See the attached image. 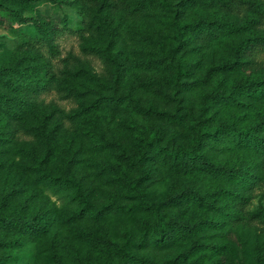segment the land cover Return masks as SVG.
<instances>
[{
	"label": "trees",
	"instance_id": "1",
	"mask_svg": "<svg viewBox=\"0 0 264 264\" xmlns=\"http://www.w3.org/2000/svg\"><path fill=\"white\" fill-rule=\"evenodd\" d=\"M40 1L0 0V25L28 22L21 11ZM82 15L79 55L53 62L66 23L34 21L37 36L0 63V185L14 172L66 200L33 211L29 200L0 196V264L24 246L34 247L31 264H81V244L103 264H162L144 252L149 244L210 230L214 242L196 240L173 260L218 264V235L264 223L263 211H246L264 188V0H84ZM92 59L102 62L98 75ZM93 89L106 94L93 100ZM49 95L73 107L45 102ZM102 109L149 123L135 126L130 143L96 136L83 121ZM167 134L179 143L163 144ZM90 168L100 171L89 180ZM153 169L171 186L147 207L139 196ZM113 212L142 214L138 243L128 231L111 238L103 221ZM261 259L257 244L253 264Z\"/></svg>",
	"mask_w": 264,
	"mask_h": 264
},
{
	"label": "rangeland",
	"instance_id": "2",
	"mask_svg": "<svg viewBox=\"0 0 264 264\" xmlns=\"http://www.w3.org/2000/svg\"><path fill=\"white\" fill-rule=\"evenodd\" d=\"M21 12L23 18L29 19L28 22L17 25L13 24L12 26L6 23L0 25V63L8 61L13 54L20 49L24 41L32 40L37 36L34 21L41 23L49 20L54 22L59 28L63 27L64 22L66 23L67 32L65 31L55 41L59 52L58 55L53 58V62H57L60 58L63 60L66 55L71 52L79 55L80 35L86 33V30L83 28L82 15L84 12V0H58L56 5L42 0ZM62 20L64 21L62 22ZM90 61L92 63V72L98 75L102 68V62L95 59ZM105 94V91L93 89L88 93V96L90 95L91 99L95 100ZM44 99L45 102H53L56 106H59L62 110L67 112L73 107L72 104L56 99L54 95L46 96ZM132 116L134 115L122 109H102L99 111L98 115L87 118L83 123L87 128L93 125L92 127L96 132V136L103 134L113 136L118 134L119 138H123V140H127V143H130L129 136L137 134L135 128H139L141 124L149 123L147 120L141 118L135 120ZM91 122L93 123L91 124ZM168 138L171 139L170 147H174L179 143L176 137L167 134L163 144L167 143ZM85 140L89 142V145H93L98 138H94L90 135V137ZM152 163L151 160L148 162V168H151L150 165ZM99 171L100 170L97 168L87 169L86 173L89 174V180L93 177L96 178L99 175ZM18 178L16 173L10 172L8 180L0 185L1 197L14 194L16 200H29L31 203V210L33 211H37L44 204L48 206L54 205L58 208H64L66 206V200L61 194L57 195L50 190H42V192L34 190L30 185L20 183ZM106 184L105 182L104 185L106 186ZM104 185H102L104 194H99L98 201L100 203H106L107 199L106 195L108 193V188ZM170 186L171 183L169 179L160 175L159 172L153 169L151 179L147 180L143 185L145 198L138 196L140 199L143 198L144 202L142 203L147 205V207H151L152 203L150 201L159 200L164 197ZM112 192L115 193V191ZM118 199L121 203H128L125 198L119 197ZM246 211L248 213L264 212L263 187H255L254 194L246 203ZM144 213L147 214L146 211H144ZM141 217L142 214L131 215L128 213L113 212L104 218L103 225L108 230L113 240L122 242V233L128 231L130 233L131 242L138 243L143 234ZM155 228L160 232V228L157 227V225L154 229ZM213 232L214 230H210L207 234L199 232L196 236L190 237L186 242H172L166 248L157 247L152 243V245L149 244L148 247L145 248L144 252L151 258L160 261L162 264H182L173 259L177 258L182 253L183 248L185 246L189 247L196 240L201 241L203 238H208L211 242H214ZM218 236L221 238L219 245L224 246V249L220 250V253L214 257L215 260L219 261L218 264H253L257 244L260 245L262 258L259 264H264V223L257 222L251 227L243 226L233 229L229 236L225 232ZM77 247H79V263L103 264L101 258L94 250L89 249L83 244ZM33 250V246L22 247L18 252V258L12 264H31V257L28 256V254H31ZM65 256L68 262L74 263V259L67 249Z\"/></svg>",
	"mask_w": 264,
	"mask_h": 264
}]
</instances>
